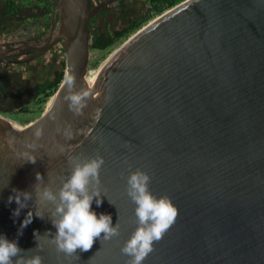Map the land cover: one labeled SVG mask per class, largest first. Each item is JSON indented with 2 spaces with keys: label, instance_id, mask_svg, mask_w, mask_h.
Wrapping results in <instances>:
<instances>
[{
  "label": "water",
  "instance_id": "1",
  "mask_svg": "<svg viewBox=\"0 0 264 264\" xmlns=\"http://www.w3.org/2000/svg\"><path fill=\"white\" fill-rule=\"evenodd\" d=\"M105 4L59 0L53 42L64 46L63 80L32 122L0 117V234L42 264H127L120 249L136 221L126 178L140 169L151 177L152 194L168 196L177 209L143 264H264V0H184L130 36L89 78V24ZM69 74L74 90L89 93L79 116L65 100ZM66 126L71 140L56 132ZM24 152L36 163L25 162ZM97 155L107 197L92 209L110 214L119 236L95 238L90 250L66 256L45 234L56 230L52 205L36 202V174L44 178L38 187L55 190L70 170L68 157ZM13 189L32 192L18 217L16 203H8ZM32 208L45 219L34 215L18 234Z\"/></svg>",
  "mask_w": 264,
  "mask_h": 264
},
{
  "label": "clouds",
  "instance_id": "2",
  "mask_svg": "<svg viewBox=\"0 0 264 264\" xmlns=\"http://www.w3.org/2000/svg\"><path fill=\"white\" fill-rule=\"evenodd\" d=\"M65 80L67 87L65 100L68 108L74 115H82V110L87 106L89 93L74 90V78L71 74ZM99 111L98 109L97 117ZM56 132L63 135L66 140L73 139L70 126L64 129L57 127ZM42 134V130L37 129L34 136L39 139ZM11 143L12 141H9L10 145ZM27 147L34 148L35 144H29ZM21 155L25 162L36 163V157L31 153L24 152ZM68 164L70 170L61 178L57 189L54 190L48 185L38 187L44 180L40 173L36 174L37 182L33 186H37L34 188L37 204L52 205V213L48 220L56 231L45 234L51 237V242L58 252L72 256L77 249L81 252L90 250L95 238L108 241L118 237L119 228L117 222L113 225L110 214L98 215L92 209L93 202L100 207L103 198L107 197L99 187L100 169L104 164L103 157L97 155L81 159L78 156H70ZM150 181L149 174L140 169L130 171L126 178V195L135 205L136 221L135 230L120 249L121 254L129 258L127 264H143L144 259L153 251V244L163 237L177 216V209L168 196L157 197L152 194L149 189ZM31 200L32 192L13 189L8 197L9 204L14 201L17 205L12 215L18 217L22 209L29 207L28 202ZM34 215L42 220L45 219L39 211L30 209L21 222L18 234H22L23 228L32 222ZM101 233H103L102 237ZM33 235L36 241L37 237L41 236L35 231ZM28 251L22 250L17 240H9L5 235L0 234V264H42L39 255H23Z\"/></svg>",
  "mask_w": 264,
  "mask_h": 264
},
{
  "label": "flooded vegetation",
  "instance_id": "3",
  "mask_svg": "<svg viewBox=\"0 0 264 264\" xmlns=\"http://www.w3.org/2000/svg\"><path fill=\"white\" fill-rule=\"evenodd\" d=\"M144 1L92 0L93 6L106 4L91 19L90 33L97 15L126 2H140L142 6ZM58 2L0 0V114L13 118L15 124L40 117L45 109L38 112L39 108L51 100L63 80L64 46L53 42Z\"/></svg>",
  "mask_w": 264,
  "mask_h": 264
},
{
  "label": "rangeland",
  "instance_id": "4",
  "mask_svg": "<svg viewBox=\"0 0 264 264\" xmlns=\"http://www.w3.org/2000/svg\"><path fill=\"white\" fill-rule=\"evenodd\" d=\"M125 4H127V5H125ZM125 4L123 6H119L116 8L109 9L108 11H105L102 15H100V14L97 15L95 17V21L92 24L91 36L100 35V34L108 36V35H112L116 31L123 30L126 27L125 21L129 18H132L136 14V12H139L142 9L140 2L139 3H134V2L133 3H130V2L127 3L126 2ZM158 16L159 15L151 17L148 22H150L151 20H153L154 18H156ZM132 35H130V36H132ZM126 40L123 39L120 41H115L112 46H110L104 50H97L95 48L91 49V55H90V61H89V71L90 72L96 71L102 65V63L117 48H119ZM47 102L45 101L46 104H48ZM45 103H44V105H42L39 108L38 112H41L46 108L47 105ZM0 116H2L3 118H5L7 120L13 121V118L6 117V116H3L1 114H0Z\"/></svg>",
  "mask_w": 264,
  "mask_h": 264
},
{
  "label": "trees",
  "instance_id": "5",
  "mask_svg": "<svg viewBox=\"0 0 264 264\" xmlns=\"http://www.w3.org/2000/svg\"><path fill=\"white\" fill-rule=\"evenodd\" d=\"M184 0H146L142 3V9L125 21L126 27L121 31H116L112 35H94L92 42L95 49L104 50L114 44L115 41L128 39L142 28L153 16L160 15L162 12L171 9ZM102 15V14H100ZM57 86V85H56Z\"/></svg>",
  "mask_w": 264,
  "mask_h": 264
},
{
  "label": "bare ground",
  "instance_id": "6",
  "mask_svg": "<svg viewBox=\"0 0 264 264\" xmlns=\"http://www.w3.org/2000/svg\"><path fill=\"white\" fill-rule=\"evenodd\" d=\"M124 44H125V43H124ZM124 44H123V45H124ZM123 45H121L119 48H121ZM119 48H117V49H116L111 55H113V54H114ZM111 55H110V56H111ZM110 56H109V57H110ZM109 57H108V58H109ZM108 58H107V59H108ZM107 59H106V60H107ZM106 60H105V61H106ZM105 61H104V62H105ZM104 62H103V63H104ZM103 63H102V64H103ZM94 73H95V71H93V72H89V78H90ZM49 102H50V101H49ZM49 102H48V104H49ZM48 104H47V106H48ZM47 106H46V107H47ZM45 109H46V108H45ZM0 117H2V116H0ZM2 118H3V117H2ZM4 119H5V118H4ZM5 120H7V119H5ZM7 121H8L10 124H15V123H14L13 121H11V120H7ZM15 125H18V124H15Z\"/></svg>",
  "mask_w": 264,
  "mask_h": 264
}]
</instances>
